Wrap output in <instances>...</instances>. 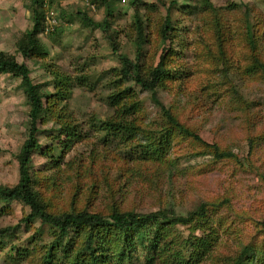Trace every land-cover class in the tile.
I'll use <instances>...</instances> for the list:
<instances>
[{
	"label": "rangeland",
	"instance_id": "rangeland-1",
	"mask_svg": "<svg viewBox=\"0 0 264 264\" xmlns=\"http://www.w3.org/2000/svg\"><path fill=\"white\" fill-rule=\"evenodd\" d=\"M132 2L116 0L105 25L106 7L89 0H0V52L28 67L47 109L38 122L40 148L31 154L34 191L53 215L129 210L186 216L204 205L210 226L171 229L180 240L215 233L199 264H233L245 246L264 253V71L255 63L264 66V0H141L146 43L140 67L148 72L167 56L172 78L157 96L205 143L173 133L160 164L141 161V150L167 137L169 128L151 93L121 74V56L136 60ZM34 7L44 14L37 33L43 53L25 59L18 44L33 26ZM83 15L100 26H88ZM167 17L173 30L163 38ZM247 21L258 57L246 38ZM128 89L133 98L123 93ZM114 96L121 97L118 104ZM28 113L22 77L0 72V186L19 182ZM206 145L231 158L216 160ZM29 214L18 200H0V228L13 229L0 242V264H45L58 233L38 219L26 222ZM75 239L77 246L84 242ZM146 253L136 247L121 264H148Z\"/></svg>",
	"mask_w": 264,
	"mask_h": 264
},
{
	"label": "trees",
	"instance_id": "trees-1",
	"mask_svg": "<svg viewBox=\"0 0 264 264\" xmlns=\"http://www.w3.org/2000/svg\"><path fill=\"white\" fill-rule=\"evenodd\" d=\"M116 0H89L92 4L99 7H106V17L103 20L105 25L108 24L107 18L112 15L113 3ZM35 4L38 2L35 1ZM141 0H133L131 6L136 8L134 21L137 33L136 60L131 61L125 56L120 57L122 64V78L133 81L142 90L151 93V100L158 107L161 117L164 119L166 126L169 128V134L161 137L156 144L153 143L141 150V161H151L161 163L165 152L162 149L164 142L169 143L168 138L173 133L195 141L203 143L199 136L191 132L187 127L182 125L171 111L159 100L156 90L170 76L167 70V56L162 55L157 65L148 72L142 71L140 67L142 48L146 43L144 36V27L139 15V6ZM33 26L25 32V35L18 44V50L23 58L29 59L33 56L43 53L39 44L37 33L44 20L43 11L34 7L31 11ZM84 16V15H83ZM84 22L91 27H99L98 23L85 18ZM55 30V29H54ZM170 19L167 17L161 35L164 38L165 33L172 31ZM58 31V30H56ZM54 31V32H56ZM246 38L251 50L258 57V41L252 32V25L247 21ZM116 50V49H115ZM258 60V59H257ZM258 67L264 71V66L260 62H255ZM0 72L11 73L15 76L22 77V86L29 105V126L27 140L25 141L21 152L18 156L19 161V182L13 187L0 186V200L10 201L18 200L30 209V214L26 217V222L40 220L42 224L49 225L58 233L55 241L50 245L45 255V264H59L55 260L62 256V264H110L112 258L118 263H124L130 260V250L136 247L146 248V261L148 264L155 259L164 261V264H199L211 252L216 243L217 236L212 233L208 236L190 235L186 238L179 239L171 235V229L177 226H199L204 228L210 226L207 215V207L201 205L197 210H193L188 215H177L173 211H157L148 214L136 213L135 211L114 210L111 214L103 216L96 213H65L53 215L49 213L39 195L33 189V170L31 154L34 150L40 148L36 135L38 133V122L44 115L43 95L39 85H34L30 79V71L25 64H19L13 56L0 52ZM123 93L127 98H133V91L127 90ZM119 94V93H118ZM121 97H113V104H118ZM137 102H132L131 109L137 110ZM74 133V132H73ZM72 132L69 137H74ZM169 147V145H167ZM208 146V145H206ZM213 148V155L216 160L231 158L229 152L219 153L216 145L208 146ZM149 150V151H147ZM147 156V157H145ZM75 232L74 237H70V231ZM13 235V229L0 228V242ZM135 237L136 242H131ZM83 236L84 242L77 246L76 237ZM116 237L122 244L111 242L110 238ZM128 242V245H127ZM176 248V249H174ZM259 252V253H258ZM262 254V256H260ZM55 262V263H54ZM233 264H264V253L245 246L243 251L234 260Z\"/></svg>",
	"mask_w": 264,
	"mask_h": 264
}]
</instances>
